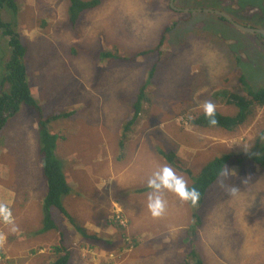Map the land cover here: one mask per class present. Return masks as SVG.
Wrapping results in <instances>:
<instances>
[{"label":"rangeland","instance_id":"1","mask_svg":"<svg viewBox=\"0 0 264 264\" xmlns=\"http://www.w3.org/2000/svg\"><path fill=\"white\" fill-rule=\"evenodd\" d=\"M17 1L16 29L28 43L34 97L47 101L49 112L74 110L50 129L64 131L58 153L73 189L66 209L97 237L80 234L60 212L56 230L20 236L22 229L38 224L36 198L43 187L37 124L21 106L0 139V264L50 262L52 246L59 242L71 251L68 264H180L197 212V247L205 264H264V172L252 161L236 162L262 149L264 106L229 132L197 130L180 114L184 108L203 110L209 101L220 112L234 113L212 92L225 88L241 94L239 75L264 85V39L197 10L219 9L240 24L264 29V0H173L181 10L172 8L171 0H102L75 26L67 20L66 0ZM3 17L10 18L5 11ZM167 26L160 56H134L153 47ZM109 51L115 56L103 59ZM154 64L152 110L134 121L120 147L130 104ZM2 70L0 62V76ZM159 147L173 149L196 173L214 155L230 158L202 202L190 207L169 189L143 190L164 167L190 184L183 170L164 162ZM156 197L164 211L154 217L148 204Z\"/></svg>","mask_w":264,"mask_h":264},{"label":"trees","instance_id":"2","mask_svg":"<svg viewBox=\"0 0 264 264\" xmlns=\"http://www.w3.org/2000/svg\"><path fill=\"white\" fill-rule=\"evenodd\" d=\"M101 3L102 0H66V16L69 24L75 26L83 13L98 8ZM4 11L9 14L10 18L8 20H5L3 17ZM17 13V0H0V38H2L4 42L0 45V62L3 64V70L0 76V139L9 119L15 117L21 106H26L29 113L34 115L37 124L35 137L38 159L41 166V177L43 180V187L40 189L36 198V206L39 208L40 216L38 224L36 221V223L29 228L22 229L20 236L30 231V235L26 234L25 238H34L50 230H56L58 228L56 212H60L61 217L67 218L80 234L90 238H96V233L89 234L82 225L78 224L77 221L70 216L66 209V199L70 193L73 192V189L68 184L64 174V170L66 172V161L63 156L58 153V144L60 140L65 137L64 131L62 129H58L57 131L50 130L52 123L57 120L65 121L69 119L74 113V110L56 109L49 112L48 105L46 104L47 101L41 103L40 100L34 97L31 91V84L28 78V67L26 64V56L29 51L28 43L24 40L18 29H16ZM219 18L226 22L224 18ZM229 25L231 26V24ZM168 30H170V26L166 27L159 41L153 47L143 49L134 56L141 57L151 53L160 56V54L163 53L162 46ZM255 35L264 39L261 34L255 33ZM114 56L115 55L110 51L109 53L103 52L102 54L103 59L113 58ZM156 66L157 65L154 64L151 67L148 76L142 81L135 92L134 100L130 104L132 116L127 118V122L122 126L123 136L118 142L120 147H124L125 140L129 132H132V127L136 120L142 115L145 117L150 110H152L150 86L153 83ZM238 78L240 83L239 88L242 91L241 94L225 88L212 92L214 100L225 106L234 107V113H223L214 108L215 125H210L208 123V118L204 116L203 110L184 108L180 113L183 117H180L184 122H187L197 130L222 129L229 132L246 124L254 108L264 106V85L251 84L245 75H239ZM5 86L6 89H3ZM49 106L53 107L52 104ZM157 151L162 156L164 162L183 170L190 179V184L186 185V187L189 189L194 188L199 193V198L195 203H192L190 200H184L190 207L198 206V204L202 202L208 188L223 173L230 158V154L228 153L214 155L206 160V162L202 163L196 173L192 167H184L180 157L173 149L164 150L159 147ZM61 158H63V161ZM243 160L252 161L264 172V145L259 153L247 152L236 158L238 165ZM148 188V186L143 187V190L145 189L144 191H146ZM195 218L194 225L190 227L189 237H187L189 241V251L185 254L180 264H205L197 247V227L201 222L198 212ZM133 244L135 245V242ZM31 251V253L36 252L35 249ZM52 256L53 260L44 264H68L71 259V251L63 242H59L52 246Z\"/></svg>","mask_w":264,"mask_h":264},{"label":"clouds","instance_id":"3","mask_svg":"<svg viewBox=\"0 0 264 264\" xmlns=\"http://www.w3.org/2000/svg\"><path fill=\"white\" fill-rule=\"evenodd\" d=\"M203 114L208 118L210 125L216 124L214 105L210 101L204 104ZM148 187L156 190H159L161 187L169 189L175 192L181 200H190L192 203H195L199 198V193L196 189L186 187L183 179L176 177L169 167H164L158 173H155L154 177L148 180ZM148 208L155 217L162 214L164 204L159 197H156L155 199H150Z\"/></svg>","mask_w":264,"mask_h":264},{"label":"water","instance_id":"4","mask_svg":"<svg viewBox=\"0 0 264 264\" xmlns=\"http://www.w3.org/2000/svg\"><path fill=\"white\" fill-rule=\"evenodd\" d=\"M172 3H173V0H171V3H170L172 8H174L175 10H181V8L173 7ZM183 10H186V9H183ZM192 10H194V9H192ZM197 10L198 11L202 10L204 12L216 14L217 16L224 18L227 22H229L234 28H236L239 31H242L244 33H249V34L257 33V34H261L264 37V29L263 28L251 27V26H246V25L240 24V23L236 22L229 13H226L222 10L214 9V8H197Z\"/></svg>","mask_w":264,"mask_h":264},{"label":"bare ground","instance_id":"5","mask_svg":"<svg viewBox=\"0 0 264 264\" xmlns=\"http://www.w3.org/2000/svg\"><path fill=\"white\" fill-rule=\"evenodd\" d=\"M124 33V32H123ZM67 40V39H66ZM68 41V40H67ZM121 43V42H120ZM118 45V44H117ZM104 51V50H103ZM76 52V51H75ZM109 53V52H108ZM102 55V54H101ZM77 57V56H76ZM116 58V57H115ZM62 60V59H61ZM17 61V60H16ZM166 70V69H165ZM98 74V73H97ZM16 75V74H15ZM16 78H17V76H16ZM8 80V79H7ZM3 84V83H2ZM12 85H14V84H12ZM56 86V85H55ZM73 90V89H72ZM14 114V113H13ZM223 115V114H222ZM7 124V123H6ZM51 129V128H50ZM31 165V164H30ZM29 173V172H28ZM116 214V213H115ZM123 219V218H122Z\"/></svg>","mask_w":264,"mask_h":264},{"label":"built area","instance_id":"6","mask_svg":"<svg viewBox=\"0 0 264 264\" xmlns=\"http://www.w3.org/2000/svg\"><path fill=\"white\" fill-rule=\"evenodd\" d=\"M116 216H117V218L119 219V215L118 214H116ZM121 221V220H120Z\"/></svg>","mask_w":264,"mask_h":264}]
</instances>
